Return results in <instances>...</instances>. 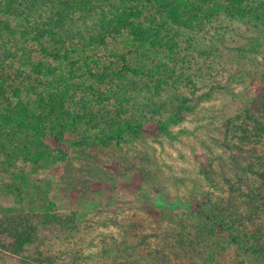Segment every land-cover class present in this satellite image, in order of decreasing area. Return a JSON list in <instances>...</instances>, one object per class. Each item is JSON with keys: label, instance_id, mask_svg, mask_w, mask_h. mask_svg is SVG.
Instances as JSON below:
<instances>
[{"label": "trees", "instance_id": "1", "mask_svg": "<svg viewBox=\"0 0 264 264\" xmlns=\"http://www.w3.org/2000/svg\"><path fill=\"white\" fill-rule=\"evenodd\" d=\"M227 17L260 26L239 62L254 63L264 81V55L261 63L253 58L264 53V0H0V264H83L79 222L58 211L33 173L56 163L68 169L70 148L94 141L91 132L103 145L138 137L147 112L160 115V140L178 141L186 129L174 128L218 95L237 105L227 113L211 107L216 148L203 143L187 196H172L166 214L130 219L128 230L104 236L96 251L102 264H264V100L258 105L228 83L203 89L198 75L169 67L183 30L196 35ZM118 37L137 64L124 57L120 67L89 63L91 47ZM239 62L242 75L230 79L252 74ZM174 75L187 94L128 108V91L148 88L161 97ZM104 100L113 101L114 115L96 108Z\"/></svg>", "mask_w": 264, "mask_h": 264}, {"label": "rangeland", "instance_id": "2", "mask_svg": "<svg viewBox=\"0 0 264 264\" xmlns=\"http://www.w3.org/2000/svg\"><path fill=\"white\" fill-rule=\"evenodd\" d=\"M222 21L208 25L196 35L183 30L180 42L182 47L175 56L176 60L169 62V67L174 68L175 75L180 72L198 75V85L203 89L217 82L221 85L228 83L230 90L236 93L245 90L259 105L264 100V81L261 80L259 72H252L254 63L239 61H242L241 51L246 48L247 39L256 37L260 26L252 21H247L248 24L242 23L243 21L232 22L228 17ZM221 39L223 43H220ZM186 45L189 48H186ZM207 45H214V49ZM133 54L132 46L125 44L121 37L110 38L107 46L95 45L87 52L89 63L100 68H112L117 65L120 67L123 63L122 57L125 62L137 64ZM263 55L264 53L260 52L257 56L253 55V58L261 63ZM237 61L243 64L244 70L252 74L241 80L230 79L231 72L242 75L240 64L241 70L234 69L237 67ZM232 62L234 66H231ZM175 75L168 80L170 84L161 97H156L154 91H149L148 88L138 92L128 91V108L131 109V105L142 102H171L179 94H187L184 83L176 81ZM135 79L144 87H153L149 78ZM103 87L104 85H101V90ZM92 98L91 94H88V101L91 102ZM231 104L237 105V101L226 95H218L211 102L200 104L195 113L188 115L179 127L174 128L175 131L178 128L186 129L180 139L174 142L160 140L157 135L160 115H152L149 112L145 115L140 135L131 137L128 142L116 145L112 140L103 145L95 138L94 133L97 131L94 130L95 132H91L94 141L82 147L70 148L71 160L68 169L67 165L56 163L32 174L34 179L48 184L58 211L65 215H75L79 222L83 264H102L96 248L104 236H117L120 231L128 230L130 219L147 220L166 214L172 196H187L185 181L187 184L191 183L192 177L196 175V156L203 153L204 146L211 145L213 149L216 148L211 143V138L218 133L219 124L210 123L211 107L217 111L223 109V112L227 113ZM114 105L112 100H104L96 108L109 110L110 114L114 115ZM66 140H77L76 135L67 134ZM225 153L224 151L222 154ZM18 165L23 166L21 162ZM5 179L6 174L0 171V182Z\"/></svg>", "mask_w": 264, "mask_h": 264}]
</instances>
